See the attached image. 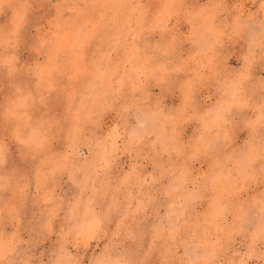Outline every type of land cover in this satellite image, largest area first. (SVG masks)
<instances>
[{
    "label": "clouds",
    "instance_id": "1",
    "mask_svg": "<svg viewBox=\"0 0 264 264\" xmlns=\"http://www.w3.org/2000/svg\"><path fill=\"white\" fill-rule=\"evenodd\" d=\"M167 2L171 14L163 18L137 5L138 30L161 32L165 44L148 45L125 70L131 88L116 87L104 69L82 93L66 98L57 85L42 101L32 66L53 55L50 33L33 29L29 38L25 25L0 48V58L14 57L15 71L5 69L10 94H31L18 115L0 117V264H151L157 251L161 264H264V0ZM52 6L62 14L68 0ZM169 96L179 103L168 106ZM61 98L57 115L52 106ZM109 113L114 134L105 127ZM193 122L198 139L190 149L184 132ZM241 128L249 137L237 148ZM122 156L132 160L127 176L115 173ZM201 156L212 163L197 177L192 165ZM17 161L33 163L31 176ZM109 173L117 193L124 186L146 190L133 197L141 211L150 209L134 234L124 222L127 199H103ZM65 177L76 191L45 198ZM204 200L209 210L196 213Z\"/></svg>",
    "mask_w": 264,
    "mask_h": 264
},
{
    "label": "rangeland",
    "instance_id": "2",
    "mask_svg": "<svg viewBox=\"0 0 264 264\" xmlns=\"http://www.w3.org/2000/svg\"><path fill=\"white\" fill-rule=\"evenodd\" d=\"M56 0L49 3H43V0H3L0 5V48H6L13 42V38L18 36L21 29L23 35L31 37L33 29L49 32L53 40L51 51L53 53L48 59L42 63H34L32 66V74L35 78L34 87L40 89L42 95L40 99L43 101L46 96L43 93L52 91L59 85L60 91L66 98H71L74 94L82 93L87 84L104 69H111L116 87H133L131 81L127 83L123 79L125 70L139 57L141 52L147 55L149 52L148 45L163 46V34L161 32L139 31L138 25L142 23L141 14L137 11L138 3H144L149 10L150 17L163 18L171 14V8L167 0H68L67 9L59 14L57 9L52 5ZM190 6H198L204 3V0H187ZM254 7V6H252ZM175 23V21H173ZM181 32H187V25L182 22L179 25ZM185 53L188 46L184 45ZM22 59L32 60V56L24 53ZM14 57L11 54L0 58V83L5 84L3 92H0V117L5 120L18 115L16 109L18 107L27 108L31 94L25 92L20 95V90L10 94L11 90L7 86L8 73L15 71ZM187 63V62H186ZM232 66H238L239 61L233 56L230 60ZM195 68V64L191 65ZM55 73V75H54ZM260 74L264 75V72ZM14 82L21 83L22 78L16 77ZM31 83V81H29ZM159 90L157 89V94ZM179 103L176 96H169L166 99L168 106H174ZM64 107L63 99H57L52 106V110L57 115H62ZM26 115V113H25ZM261 113L255 111L254 118L259 119ZM114 115L109 113L105 118V127L112 128L115 133L113 124ZM195 123L185 126L184 141L190 149L197 146L198 133L194 134L193 129ZM249 137V133L243 128L238 129L235 134L236 143L234 147H240ZM54 148L58 152L62 148V142L58 141L54 144ZM212 163L209 156H201L200 159L192 165L195 176L207 174ZM19 167L29 176L33 170L32 162L17 161ZM132 166V160L128 156H122L119 165L115 168V173H129ZM151 172V168L147 169ZM36 179H40L39 170ZM107 180L108 195L103 199L110 200L113 195L118 200L127 199L126 210L129 215L124 218L125 225L128 226L130 232L134 234L138 229L142 228L143 222L148 219L146 213L150 209L141 211L138 207L139 198L137 196L140 191H146L138 187L124 186L121 192L117 193L114 187V176L109 173L105 178ZM76 191L72 184L65 177L53 190L46 191L43 195L45 198L54 196H68ZM245 197L248 195L247 189L244 188ZM258 194L257 191L252 193L253 198ZM210 195V194H209ZM209 200L201 201L194 205V211L198 214H204L209 210ZM216 211L215 208L212 209ZM163 210H161V214ZM117 221L112 225L115 231ZM53 237L44 243L45 248L52 247ZM95 246V245H93ZM70 251H75L70 249ZM163 257L159 251L153 253L150 257L151 264H161Z\"/></svg>",
    "mask_w": 264,
    "mask_h": 264
}]
</instances>
